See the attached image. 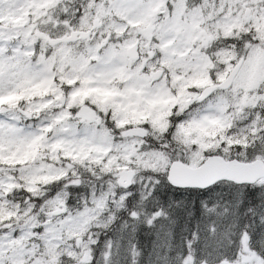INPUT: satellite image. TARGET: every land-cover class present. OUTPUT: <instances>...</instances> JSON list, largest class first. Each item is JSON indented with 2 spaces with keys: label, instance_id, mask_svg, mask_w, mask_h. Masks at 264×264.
Masks as SVG:
<instances>
[{
  "label": "snow or ice",
  "instance_id": "obj_1",
  "mask_svg": "<svg viewBox=\"0 0 264 264\" xmlns=\"http://www.w3.org/2000/svg\"><path fill=\"white\" fill-rule=\"evenodd\" d=\"M0 264H264V0H0Z\"/></svg>",
  "mask_w": 264,
  "mask_h": 264
}]
</instances>
